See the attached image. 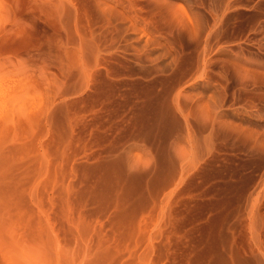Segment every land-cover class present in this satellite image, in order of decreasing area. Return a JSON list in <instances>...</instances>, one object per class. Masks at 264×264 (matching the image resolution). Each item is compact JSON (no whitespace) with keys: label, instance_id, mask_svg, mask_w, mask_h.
I'll list each match as a JSON object with an SVG mask.
<instances>
[{"label":"rangeland","instance_id":"obj_1","mask_svg":"<svg viewBox=\"0 0 264 264\" xmlns=\"http://www.w3.org/2000/svg\"><path fill=\"white\" fill-rule=\"evenodd\" d=\"M1 101L0 264H264V0H0Z\"/></svg>","mask_w":264,"mask_h":264},{"label":"bare ground","instance_id":"obj_2","mask_svg":"<svg viewBox=\"0 0 264 264\" xmlns=\"http://www.w3.org/2000/svg\"><path fill=\"white\" fill-rule=\"evenodd\" d=\"M1 95H2V94H1ZM4 95H5V94H4ZM2 96H3V95H2ZM3 102H4V101H3ZM3 102H2V101L0 102V106H3V105H1V103L3 104ZM3 107H4V106H3ZM3 107H2V108H3Z\"/></svg>","mask_w":264,"mask_h":264}]
</instances>
